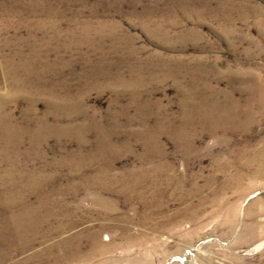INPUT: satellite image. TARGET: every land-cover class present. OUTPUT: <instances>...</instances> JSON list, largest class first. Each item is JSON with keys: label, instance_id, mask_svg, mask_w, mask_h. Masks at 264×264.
Segmentation results:
<instances>
[{"label": "rangeland", "instance_id": "obj_1", "mask_svg": "<svg viewBox=\"0 0 264 264\" xmlns=\"http://www.w3.org/2000/svg\"><path fill=\"white\" fill-rule=\"evenodd\" d=\"M0 264H264V0H0Z\"/></svg>", "mask_w": 264, "mask_h": 264}]
</instances>
